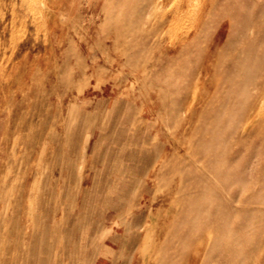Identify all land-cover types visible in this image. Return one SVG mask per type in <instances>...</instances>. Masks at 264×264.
<instances>
[{
  "label": "rangeland",
  "instance_id": "obj_1",
  "mask_svg": "<svg viewBox=\"0 0 264 264\" xmlns=\"http://www.w3.org/2000/svg\"><path fill=\"white\" fill-rule=\"evenodd\" d=\"M0 264H264V0H0Z\"/></svg>",
  "mask_w": 264,
  "mask_h": 264
},
{
  "label": "bare ground",
  "instance_id": "obj_2",
  "mask_svg": "<svg viewBox=\"0 0 264 264\" xmlns=\"http://www.w3.org/2000/svg\"><path fill=\"white\" fill-rule=\"evenodd\" d=\"M22 1H23V0H22ZM2 2H3V1H2ZM15 2H16V1H15ZM3 4H4V2H3ZM14 4H15V3H14ZM21 5H22V3H21ZM14 6H15V5H14ZM12 11H13V10H12ZM3 17H4V15H3ZM124 133H125V131H124ZM116 146H117V145H116ZM118 150H119V149H118ZM117 152H118V151H117ZM117 152H116V153H117ZM115 157H116V156H115ZM116 159H117V158H116ZM99 160H100V159H99ZM106 161H107V160H106ZM98 163H99V162H98ZM98 163H97V164H98ZM109 164H110V163H109ZM95 170H96V169H95ZM98 170H99V169H98ZM102 170H103V169H102ZM95 173H96V171H95ZM98 173H100V172L98 171ZM96 174H97V173H96ZM96 174H95V175H96ZM95 175H94V176H95ZM26 176H27V175H26ZM28 176H29V174H28ZM99 176H100V175H99ZM95 177H96V176H95ZM26 178L28 179V177H26ZM102 181H103V180H102ZM34 185H35V184H34ZM41 185H42V184H41ZM42 186H43V185H42ZM38 188H39V187H38ZM24 189H25V188H24ZM173 190H175V188H174ZM20 191H21V189H20ZM26 192H27V191H26ZM23 193H24V190H23ZM23 193H22V196H21V197H23ZM40 193H41V192H40ZM40 193H39V194H40ZM178 193H179V192H178ZM178 193H177V194H178ZM20 194H21V192H20ZM26 194H27V193H26ZM177 194H176V195H177ZM28 196H29V195H28ZM27 198H28V197H27ZM172 199H173V198H171V200H172ZM174 199L177 200L176 198H174ZM26 200H27V199H26ZM23 201H24V200H23ZM167 202H168V201H167ZM165 204H166V203H165ZM37 206H38V203H37ZM22 207H23V206H22ZM17 208H18V207H17ZM165 209H166V208H165ZM21 210H22V209L20 208V211H21ZM17 211H19V210H17ZM12 218H13V217H12ZM16 221H17V220H16Z\"/></svg>",
  "mask_w": 264,
  "mask_h": 264
}]
</instances>
